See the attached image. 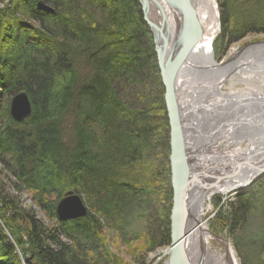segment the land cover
<instances>
[{"label":"trees","instance_id":"trees-1","mask_svg":"<svg viewBox=\"0 0 264 264\" xmlns=\"http://www.w3.org/2000/svg\"><path fill=\"white\" fill-rule=\"evenodd\" d=\"M0 2H8L0 10V63L10 62L0 69L2 172L15 189L28 190L53 222L43 224L26 212L22 222L20 204L0 179V215L18 247L29 246L34 264H118L105 251L101 217L120 220L119 233L143 226L138 229L146 252L170 246L173 193L165 88L138 0ZM38 3L54 13L41 11ZM220 7L219 57L248 34L264 33V0H221ZM23 29L29 38L20 34ZM15 71L17 81L6 84ZM20 91L29 95L33 113L18 124L7 117L1 100L2 94ZM121 166L132 167L130 185L119 177ZM68 191L91 201L98 217L89 212L60 222L56 207ZM257 191L239 192L229 215L216 224L228 231L238 251H248L246 264L250 250L264 253V204L257 203ZM85 249L88 258L82 255ZM15 252L0 230V264H21Z\"/></svg>","mask_w":264,"mask_h":264},{"label":"bare ground","instance_id":"bare-ground-1","mask_svg":"<svg viewBox=\"0 0 264 264\" xmlns=\"http://www.w3.org/2000/svg\"><path fill=\"white\" fill-rule=\"evenodd\" d=\"M194 1L196 9L199 11L204 36L196 51L192 53L176 85L177 99L183 115L185 131L188 134L190 133V135L192 134V136H197L192 141L191 147L196 149L201 144L204 149L212 150L210 152H213L214 156L218 155L217 162L220 161V164L228 165L230 161H234L238 165L242 161H249L248 164L252 163L258 167L259 156L264 153V113L257 114V117L250 113L253 111L252 108L257 109L255 104L264 95L258 93L257 95L238 98L222 93L228 77L235 70L243 68L239 67V63H236L237 60L227 65L225 63L220 65L215 62L211 42L219 33L220 27L216 0ZM153 11L158 16L157 10L154 9L151 12ZM169 20L172 25V32L176 33L181 22L171 12ZM260 52L262 53L260 54ZM244 55L248 57L251 55L249 65L250 67L253 66V61H258L261 59V57L258 58L259 55H264V44L237 51L233 53L232 60L241 56L244 57ZM262 60H264V56ZM246 102L247 104L242 107L241 103ZM227 113H230V115ZM202 138L203 141H201ZM246 142L252 144L248 145V149L241 147V144ZM235 144L237 148L230 149L229 145ZM260 144H263V146L261 147ZM207 156L209 157L210 155ZM237 168L227 172L224 171V168H218L224 171L227 177H232L230 183L222 185L218 181L213 180L211 189L198 192L192 198L191 210L194 216L202 219L207 210L211 208V206H206L208 200L216 196L217 193L227 194L229 190L239 187V185L250 183L258 173L250 167ZM202 180L200 179L199 181ZM186 228L189 230L187 249L193 261L199 262L202 257L205 261L204 264H238L237 259L234 257V250L225 240L221 238L218 240V245L222 246L223 243L225 249H227L223 250V253L215 249L214 246L212 247L214 238L207 226L200 225L197 229Z\"/></svg>","mask_w":264,"mask_h":264},{"label":"rangeland","instance_id":"rangeland-1","mask_svg":"<svg viewBox=\"0 0 264 264\" xmlns=\"http://www.w3.org/2000/svg\"><path fill=\"white\" fill-rule=\"evenodd\" d=\"M6 3H8V2H5V3L0 2V10L5 9V6L7 5ZM138 3H140L139 0H138ZM39 4H42V3H38V5ZM220 4H221V0H216V6H217L218 13H219L218 15H219V21H220L219 26L220 27L218 30L219 33L211 42L212 43V54L214 55V59H215V62L217 64L222 65L223 63H225L227 65L229 63L232 64L235 60H237L236 63H239V67L243 68V69L240 68L241 70H235L231 74V76L228 77V79L225 81V85H224V89L222 90V93L225 95H229V96H236L238 98L246 97L248 95H257L258 93H262V95H264V60H262V57L264 55H259L258 58L261 57V59H259L256 62L253 61V66H251V67L249 65L250 64L249 60L251 59V55H250V57H248L247 55L246 56L244 55V57L241 56L238 59L232 60L233 53H235L237 51H242V50L247 49L249 47H252L254 45H263L264 44V33L248 34L242 40L233 44V46H231L225 52V54H223L221 57H219V55L217 53L218 52L217 47L219 45V43H218L219 39L222 35V32H221L222 31V21H221L222 20V15H221L222 10H221ZM43 6H45V5L43 4ZM46 6H48V5H46ZM140 6H141V4H140ZM48 7L51 8V6H48ZM41 11H43V10H41ZM44 12H46V11H44ZM49 13L53 14L54 10H53V12H49ZM141 13H142V7H141ZM151 13H152V17L154 20L158 18V16H156V13H154V11ZM19 17L27 25H30V26L34 25L33 22H31L29 20V18H27L26 16L25 17L19 16ZM27 30L28 29H23V31L20 33V34L25 36L24 39L29 38L27 35L28 34ZM149 31H150V35H152L153 45H154V34H152L150 27H149ZM19 46H20V44H19ZM14 51H17V47H15ZM195 51H196V49L194 50V52ZM261 53L262 52H260V54ZM2 61L5 63L4 66H3ZM2 61L0 63V69L2 67H4V69H5V66L10 63L9 59L5 58V60H2ZM157 64H158V61H157ZM10 72H11V70H10ZM19 75H20V73H18L17 71L10 73L9 76L7 77V79H5L6 84H11V85L14 84L17 81V79L19 78ZM20 92H23V91H20ZM19 93H17V94H19ZM2 95H3V97L1 100V106H3L4 112L6 111V113H9L8 115L6 114L7 117L8 116L11 117V120H13L15 123H18V124L23 123L20 121L16 122L14 117H12V114H11V109H12L11 104H12V101L15 99V97H17V95L12 96L8 93L2 94ZM195 96H194V98H195ZM262 97L263 98H261L260 101H257V103L255 104L256 105L255 108H257V109L252 108L253 111H251V113L249 112L250 114H254L253 115L254 117H257L259 114L264 113V96H262ZM246 104H247V102L241 103V106L243 107ZM31 105H32V103H31ZM252 106H254V105H252ZM227 114L230 115V113H227ZM9 119L3 125L8 126ZM24 122H26V121H24ZM98 132L102 136L103 132L101 130H99ZM196 137L197 136L193 135L192 139L194 140ZM201 141H203V138ZM259 143H262V142H259ZM202 144H203V142H202ZM249 144L252 145L251 143L246 142V143L241 144V147L248 149ZM263 144H264V142H263ZM263 144H260L261 147L263 146ZM229 146H230V149H236L237 148L236 144L235 145H229ZM196 150H197L198 154L202 155L200 158L201 159L203 158V160L205 161V163H203L202 165H201V163H199L200 164L199 165L200 166L199 171H201L200 173L206 172V171L210 172L211 168H214L216 166L220 167V169L224 168V171H226V172L231 171L233 168L234 169L237 168V163L234 161H232V162L230 161L228 165L222 164L221 166H219L221 162L220 161L217 162L218 155L214 156L213 155L214 153L210 152L212 150L208 151V149H206V148L204 149V146L201 144H199V147L196 148ZM231 152H233V151H231ZM101 153L106 154L107 151L105 150V151H102ZM207 155H210V157L212 156L213 159H209ZM263 155H264V153L259 156V159ZM232 157H233V155H232ZM107 158L108 157H105V159H107ZM109 158L111 159V158H115V157L112 156ZM241 159H243V158H241ZM243 162L244 161H242V163ZM223 163H225V162H223ZM261 163H264V161ZM118 166H120V163H118ZM129 167L123 168V166H121V169H118V171L120 170V172H119L120 176L119 177H120L121 181L127 183V185H130L131 182L133 183V181L131 179H129V177H131V174H132V172L130 171L132 167H130V168ZM169 168H171V164H170ZM2 171H3V165L0 163V179L2 180V182H4V184L7 185V189H8L7 192L10 193V195H13L16 198L17 203L20 204V210H21L20 214H22L24 212L35 214L37 216V219L40 220L41 222H43V224L53 225L51 218L49 216H47L46 213H43V211L38 206V204L35 203V200H34V197H32V194L30 192H28V190H26V189H22L21 191H18L17 189H15V187L13 185V179L12 178H9V179L6 178V176L8 177V174L3 173ZM118 171H112V174L117 175ZM224 171L219 170L218 168L215 171L217 173L216 181H218L222 185H224L225 183H228V182L230 183V180L232 178L230 176L227 177L225 175L226 173H224ZM170 175H171V170H170ZM222 177L224 178V180H221ZM171 178H172V175H171ZM254 178L255 179L251 180L250 183H248L246 185H239V187H235L234 189L229 190V192L227 194H220V193L218 194L217 193L216 196H214L212 199L208 200L206 206H211V208H210L211 210L210 209L207 210V212L205 213V215H203V218L201 219V221L203 222L202 225L207 226L210 229V231L212 233V237L214 238L212 240V244H213L212 247L214 246L215 249H218L221 252L223 250H227V249H225V245L223 243H222V246L218 245L219 238L225 240L227 242V244L230 245V247L234 250V257H235V259H237L238 264H246L245 259H243V258H244V255L246 257V252H248V251L246 250V252H245V251H243V249L241 251H238V249L235 247L234 239L229 236L228 231L224 227H221V226L217 227L216 224H217V221L219 220L220 217H222V216L227 217L229 215V212L232 209L231 204H233L237 201V197L239 195V192L250 191L252 189L257 188V190H258L257 193H260L259 196H257V198H258L257 203L258 204H264V173L260 174L259 176L256 175V177H254ZM260 179H263V180H262V183L259 184ZM69 193H74L75 195H78L81 198V201H83V204H84L86 210L88 211V213L90 212V214H91V212H93V215L98 214L97 212L95 213L94 210L93 211L91 210L92 209L91 201L86 200V198L84 196H81L77 192L75 193L73 191L66 192L65 196ZM65 196L63 198H65ZM61 200H59L58 202L60 203ZM59 203L57 204V206L59 205ZM95 204H96V202H95ZM98 207L100 209V205L96 204V208H98ZM56 210H57V207H56ZM130 214L132 215L133 213L131 212ZM24 216H25V214H24ZM57 216H58V213H57ZM96 216L98 217V215H96ZM124 217L128 218L127 215H124ZM101 218H100L101 226H102L103 232L106 236V248H107V250H105V251H108V253L111 254L109 261L114 260L118 264H165L166 263V260L168 258L169 249H170L172 244L170 246H165V248H158L154 252H146V251H144L146 248V244H145V242H142L143 240H142V238H140V235H141L140 232L141 231H139V229H138L139 226L141 229L143 228V226H141V225L136 226V227L133 226L134 229L132 227V228H130V230H128V228H126L127 231H129V232L119 233L117 231V229L120 226H117V225L119 224L120 220H118L117 222H114L111 220L109 221L107 219H104V218L101 219ZM23 219H21V221L23 220L25 222L26 217H24ZM58 219H59V216H58ZM59 221H60V219H59ZM68 221H70V220H68ZM63 223H65V222H63ZM124 223L126 224L127 222H124ZM2 229L4 230L7 237L10 238V241L14 244V247H16L15 253L17 254L18 258H20L21 264H34L33 257L30 254V250H28L29 246H26L25 249L18 247L17 243L14 240V237L10 235V230L8 229V226H6V222L4 220V217L2 215H0V230H2ZM131 231H133V233H131ZM62 240L66 245L72 243L68 239L67 240L62 239ZM247 246L248 245H246V247ZM246 249H248V248H246ZM252 251L250 250V255H251L250 257H251V261H252V262L250 261V264H261L262 260H263L262 257L264 258V253L260 249H258V251H256V250H254L253 252ZM82 252H83L82 253L83 257L88 258V254H86L87 250L85 249ZM90 263L91 262H87V264H90Z\"/></svg>","mask_w":264,"mask_h":264},{"label":"water","instance_id":"water-1","mask_svg":"<svg viewBox=\"0 0 264 264\" xmlns=\"http://www.w3.org/2000/svg\"><path fill=\"white\" fill-rule=\"evenodd\" d=\"M139 2L144 21L154 34L155 52L165 88V108L169 121L171 153L169 164H171L173 193V209L170 218L172 245L165 264H204L205 261L202 257L199 262H195L189 254L187 249L189 230L186 227L197 229L198 226L202 225L201 219L194 216L191 210L192 198L198 192L212 188L213 180L216 181L217 179L215 172L217 166L211 168L210 172L200 173L199 162L204 163V160L200 158L202 155L191 147L192 134L190 135L185 131L176 88L179 76L203 39L202 23L194 0H139ZM38 7L43 11L53 12L51 8L45 7L43 4H39ZM154 9L157 10L159 19L154 20L152 17L151 11ZM170 12L171 14L174 13L181 22L176 33L172 32L173 29L169 20ZM11 106V114L16 122L29 120L33 113V105H31L29 95L25 92L17 94ZM208 158L213 159L212 156ZM248 162L239 163L237 167L253 168L258 172L257 176L264 173V163L260 164V160L257 164L258 167L252 163L248 164ZM200 179L203 180L199 181ZM221 180L224 178L222 177ZM56 212L61 222L77 220V218L88 215L83 201L74 193L67 194L60 201ZM17 216L21 219L25 217L24 214H17Z\"/></svg>","mask_w":264,"mask_h":264},{"label":"flooded vegetation","instance_id":"flooded-vegetation-1","mask_svg":"<svg viewBox=\"0 0 264 264\" xmlns=\"http://www.w3.org/2000/svg\"><path fill=\"white\" fill-rule=\"evenodd\" d=\"M263 157H264V156H261L260 159H259L261 162L264 161V160H263ZM261 162H260V163H261ZM199 163H201V162H199ZM202 164H203V163H201V165H202Z\"/></svg>","mask_w":264,"mask_h":264}]
</instances>
